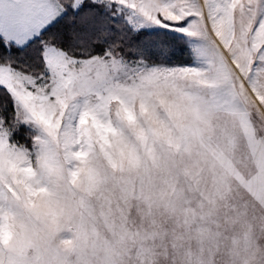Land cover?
Listing matches in <instances>:
<instances>
[{
    "label": "snow or ice",
    "instance_id": "snow-or-ice-1",
    "mask_svg": "<svg viewBox=\"0 0 264 264\" xmlns=\"http://www.w3.org/2000/svg\"><path fill=\"white\" fill-rule=\"evenodd\" d=\"M0 264H264V0H0Z\"/></svg>",
    "mask_w": 264,
    "mask_h": 264
}]
</instances>
